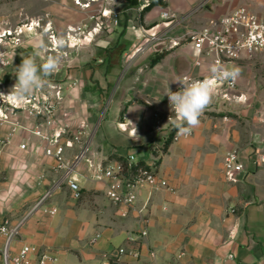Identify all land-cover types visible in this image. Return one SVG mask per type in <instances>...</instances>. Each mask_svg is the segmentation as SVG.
Segmentation results:
<instances>
[{
  "label": "crops",
  "instance_id": "1",
  "mask_svg": "<svg viewBox=\"0 0 264 264\" xmlns=\"http://www.w3.org/2000/svg\"><path fill=\"white\" fill-rule=\"evenodd\" d=\"M165 1V7L153 6L142 15L114 14L115 38L99 36L91 62L58 75L65 86L54 116L62 163L83 152L71 177L64 178L65 168L43 154L47 143L32 134L0 148V221H23L20 238L11 243L13 253L28 243L48 249L57 257L55 264H264V111L251 109L243 93L238 101L220 98L226 109L219 111L216 104L188 136L162 149L175 128V113L166 103L169 90L179 85L174 81L207 73L205 66H194L191 43L169 44L224 13L233 1H212L211 9L193 14L202 0ZM162 11L175 15L174 21L162 18ZM156 33L166 38L143 48ZM163 49L164 57L150 64ZM246 60L235 65L242 68L237 87L250 69ZM7 131L0 129V139ZM20 142L28 149H20ZM230 150L243 164L236 182L223 172ZM128 154L142 163L156 162L167 187L138 189L133 206L108 200L105 183L91 167ZM70 178L81 187L77 200ZM119 247L125 253L114 256Z\"/></svg>",
  "mask_w": 264,
  "mask_h": 264
},
{
  "label": "built area",
  "instance_id": "2",
  "mask_svg": "<svg viewBox=\"0 0 264 264\" xmlns=\"http://www.w3.org/2000/svg\"><path fill=\"white\" fill-rule=\"evenodd\" d=\"M214 0H202L196 9H203ZM148 0L140 1L142 9ZM162 18L174 21L175 15L162 11ZM20 28V27H19ZM22 31L8 27H0V129L7 127L6 135L0 139V148L9 143L13 138L24 134H32L41 142L44 155L54 157L60 167L65 168L64 178L71 177L70 173L76 162L82 157L81 151L75 155L72 163L63 164V145L59 143L61 131L56 132L54 116L59 109L62 90L61 85L51 80L41 89L36 90L31 96L23 99L13 94V86L16 79L7 76V69L14 60ZM166 38L161 33L149 37V40ZM181 39L192 44L194 66H205L207 73L192 75L183 74L180 79L190 77L202 80L210 76L209 66L220 63L225 66H235L245 58L252 55H264V15H260L246 5H234L217 17L207 19V22L198 30L186 33ZM181 39L171 40L169 47L180 44ZM237 81H218L216 83V95L225 100H240L242 95L235 96L232 93L237 86ZM180 85L171 91L179 90ZM169 94V93H168ZM167 94V95H168ZM233 97V98H232ZM166 103L169 98L166 96ZM171 107V106H170ZM181 135L178 129L171 136L176 141ZM22 150L28 149L27 142L18 144ZM53 146V147H50ZM39 144L34 148L37 150ZM94 176L105 183V195L112 203L133 206L137 198V191L145 186L154 189L166 187L165 181L157 175V163H142L132 154H128L123 160L104 165L99 163L91 165ZM0 162V172H1ZM243 170V164L239 160L236 150L226 152L223 157V172L228 181L236 182L237 175ZM68 186L74 199L81 196V187L78 181L70 178ZM233 210V209H232ZM55 208L50 210L53 214ZM23 221H13L5 217L0 221V258L3 264H55L57 257L48 249H36L33 245L22 243L19 249L13 253L11 243L20 238V229ZM143 235L145 232L142 233ZM94 237L91 239L94 241ZM125 253V249L119 247L116 254ZM228 257H232L229 254ZM225 264V263H221Z\"/></svg>",
  "mask_w": 264,
  "mask_h": 264
},
{
  "label": "rangeland",
  "instance_id": "3",
  "mask_svg": "<svg viewBox=\"0 0 264 264\" xmlns=\"http://www.w3.org/2000/svg\"><path fill=\"white\" fill-rule=\"evenodd\" d=\"M231 1L234 5H246L256 13L264 15V0ZM129 7L130 0H0V27L22 31L14 60L7 69V76L17 79L15 72L22 59L37 50V41L40 40L44 45L40 54L41 62L46 56L54 55L61 58L60 66L47 77V82L53 80L60 84L63 95L65 86L58 75L65 73L69 67L80 69L85 63L91 62L92 57H95L92 52L95 51L93 48L99 36L101 38L108 36L110 40L115 38L116 33L111 26L115 19L114 14L132 12L140 15V4L127 10ZM191 12L192 14L197 12L196 8ZM192 29L196 31L199 28ZM144 38L146 36L142 39ZM147 38L142 45L143 48L149 44V37ZM157 41L152 40V42ZM186 41L187 39H181L180 43ZM118 52L119 48L111 52L113 62L116 61ZM122 56L126 59L129 57L124 53ZM245 59H248L246 61L250 69L246 71L242 81L231 94L235 96L245 94L247 100L244 102H248L251 109L264 111V55H252ZM124 69H127V65ZM216 104L218 108L222 107L219 111L226 109L223 108L225 103L220 97L216 99L214 96L202 114L215 112L212 109L214 106V109L217 108ZM228 109L235 111L233 108Z\"/></svg>",
  "mask_w": 264,
  "mask_h": 264
},
{
  "label": "clouds",
  "instance_id": "4",
  "mask_svg": "<svg viewBox=\"0 0 264 264\" xmlns=\"http://www.w3.org/2000/svg\"><path fill=\"white\" fill-rule=\"evenodd\" d=\"M43 47L42 41L38 40L37 50L24 57L15 72L17 79L12 90L19 99L31 96L36 90L43 88L47 77L60 66L59 56H46L43 62L40 61ZM208 70L210 73L208 78L198 80L184 77L174 81L179 83V90L175 92L169 90L167 96L175 113V127L181 135H189L199 125L202 113L216 95V83L234 82L242 72L239 66H225L220 63L210 65Z\"/></svg>",
  "mask_w": 264,
  "mask_h": 264
},
{
  "label": "trees",
  "instance_id": "5",
  "mask_svg": "<svg viewBox=\"0 0 264 264\" xmlns=\"http://www.w3.org/2000/svg\"><path fill=\"white\" fill-rule=\"evenodd\" d=\"M140 1L141 0H130V6H134V5H139L140 4ZM156 5H159V6H162V7H165L166 6V1L165 0H148V3L141 9L140 11V15H142L144 12H147L149 11L153 6H156ZM167 53L166 50H163L161 52H156L154 54L153 57H151L150 59V64H155L157 63L160 59H162L164 57V55ZM177 130V128L175 127L173 129V131L170 132V134L168 135V137L166 138L165 142H164V145L162 147L163 150H165L168 146V144L170 143L171 141V136L173 134V132ZM123 160V159H122ZM111 264V263H110Z\"/></svg>",
  "mask_w": 264,
  "mask_h": 264
},
{
  "label": "water",
  "instance_id": "6",
  "mask_svg": "<svg viewBox=\"0 0 264 264\" xmlns=\"http://www.w3.org/2000/svg\"><path fill=\"white\" fill-rule=\"evenodd\" d=\"M214 1H216L217 3H222L223 2V0H214ZM206 8L211 9V5L207 4Z\"/></svg>",
  "mask_w": 264,
  "mask_h": 264
}]
</instances>
